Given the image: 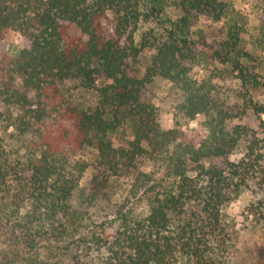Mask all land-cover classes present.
<instances>
[{
  "label": "trees",
  "instance_id": "obj_1",
  "mask_svg": "<svg viewBox=\"0 0 264 264\" xmlns=\"http://www.w3.org/2000/svg\"><path fill=\"white\" fill-rule=\"evenodd\" d=\"M224 11L223 0H0V40L27 43L0 54V264H216L222 208L251 183L264 188V104L237 94L259 124H231L238 105L191 70L230 62L242 87L260 84L193 30ZM234 30L221 44L238 53ZM157 79L179 93L175 118L200 117L201 140L162 127L142 99ZM240 147L237 161L209 163ZM256 208L264 225V199Z\"/></svg>",
  "mask_w": 264,
  "mask_h": 264
},
{
  "label": "rangeland",
  "instance_id": "obj_2",
  "mask_svg": "<svg viewBox=\"0 0 264 264\" xmlns=\"http://www.w3.org/2000/svg\"><path fill=\"white\" fill-rule=\"evenodd\" d=\"M223 1H225V11L219 21L199 17L194 21L193 30L201 31L206 43L216 51H220L223 57L241 62L248 68V72L258 75L260 84L255 88L242 87L236 78L238 72L233 70L232 64L230 62L223 64L220 60L207 62L200 58L192 64V74L196 79H213L221 96L227 99L229 104L238 105L231 124L240 123L256 129L259 124L258 118L248 110L243 112L242 104H237L236 101L239 99L237 94H240L247 98L251 96L254 101L264 104V0ZM229 28L235 29L233 32L238 34L239 40L236 45L239 49L238 53L231 50V47H222L221 43L227 41L229 36ZM26 44V40L20 34L13 33L8 39L0 40V54L7 53L15 56ZM149 56L150 53L143 54L146 61ZM69 86L75 90V84L70 83ZM224 94H231V96L225 97ZM88 96L86 100L91 101L92 96ZM142 99L156 107L162 127L172 128L180 123L178 126L195 141L205 136L206 132L200 126V117L187 122L175 118V108L180 96L169 82L162 79L154 80L143 92ZM260 118L264 121V114H261ZM8 131H11V127ZM242 155L243 150L240 147L227 158H213L209 163L225 167L227 161H237ZM77 156L85 159L87 163H92L88 158L91 155L78 153ZM141 168L147 171L152 170V166L147 162H144ZM162 174L163 170L158 175ZM91 176L92 167L89 165L80 178V185L87 186ZM131 179L130 174H126L121 179L113 199H119L126 194ZM263 199L264 188L258 189L251 183L249 188L243 189L222 208L226 235L222 246L223 254L217 258L216 264H264V225L259 219L256 208V203ZM102 215L105 213L103 212ZM5 237L6 229L0 230V242Z\"/></svg>",
  "mask_w": 264,
  "mask_h": 264
}]
</instances>
